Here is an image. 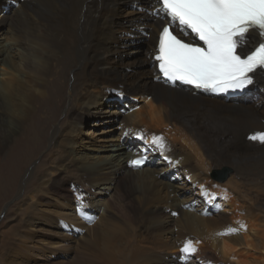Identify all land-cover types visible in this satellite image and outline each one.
<instances>
[{"label": "bare ground", "instance_id": "1", "mask_svg": "<svg viewBox=\"0 0 264 264\" xmlns=\"http://www.w3.org/2000/svg\"><path fill=\"white\" fill-rule=\"evenodd\" d=\"M3 1L15 7L14 17L7 10L2 18L3 21L8 17L17 22L19 36L7 42L0 40V73L3 75L0 82V198L16 193L18 180L24 179V171L29 170L31 161L43 152L49 142L51 154L45 155L48 156L46 161L38 165L33 181L27 187L28 193L41 192L36 196L37 203L31 205L48 212L50 206L58 204L57 212L71 223H56V226L66 227L69 237L73 235L72 227L77 234L83 233V248H90L89 251L80 250L76 258L73 256L75 261L61 264H184V259L189 264H199L198 258L203 260L200 261L203 264H223L226 260L230 264H264V219L257 221L264 213V144L249 139L253 133L264 131V72L256 73L251 90L229 101L202 94L187 83L167 84L158 74L154 55L158 33L168 18L162 13L160 16L154 14L153 8L158 7L155 0ZM23 14L26 15L19 21ZM1 21L3 34L8 25ZM139 39L147 43L145 56L134 62V66L122 67L118 54L120 47L123 50ZM261 39L255 31L251 32L239 51H243L245 46L258 44ZM61 63L64 64L65 78L70 80L69 73L72 74L71 89L66 95L61 84L51 80L56 77L53 75ZM49 82L52 86L49 91L46 89L48 95L40 102L39 86ZM113 85L120 94L140 98L144 102L130 114L133 127L128 133L135 138L150 137L151 141L153 135L163 136L167 147L159 151L167 157L166 160H175L174 171L194 181L192 185L199 188L197 193L202 194L206 204H226L232 208L230 216L220 215L218 219L195 213H186L182 217L187 229L190 228L197 237L191 238L197 248L193 254L185 257L181 251L175 250L184 246L186 239L183 237L160 245L173 251L174 257L160 253L151 257L136 246L132 247V256L121 259L119 246L127 231L133 230L132 225L136 228L130 232L135 235L138 229L144 237L142 241L153 243L155 236L163 234L168 222H160L159 216L168 209L159 208L156 203L171 204L173 187L156 178V170L130 166L128 154L121 162H102L94 164L93 168L85 166L68 149L72 143L68 134L55 125L60 111L65 113L62 126L69 131L96 113L99 116L106 114L103 122L98 124L117 121L118 112L108 108L107 103ZM98 105L103 106L97 112L92 107ZM37 109H45L44 116L34 117ZM175 140L185 143L181 148L186 152H176ZM131 146L127 143V153L152 156L153 150L145 145L139 149ZM47 163L49 166L57 163V167L65 166L70 173L73 171V181L60 178L59 174L51 177L42 172ZM229 164L237 172L234 177H229L228 182L238 190V194L231 196L226 193L228 183L215 181L204 168ZM103 181L110 183L107 194L116 184L138 183L139 186H130L120 197L115 195V201L110 202L115 212L107 206L99 208L95 205L101 199L97 198L99 195L93 185ZM147 187L156 191L151 194ZM253 191L256 193L252 194ZM78 197H84L83 203ZM223 197L226 198L224 202L218 201ZM85 205H93V215L75 213ZM236 208H240L245 220L235 213ZM182 212L184 209L180 206L174 210L176 215ZM37 216L34 214L41 223L50 221L47 217ZM124 218L130 221L126 222ZM229 229L238 231L228 233ZM64 235L58 237L60 242L53 247L57 246L61 251L67 248L71 253L72 244L66 243ZM244 242L247 246L240 245ZM156 243L161 242L157 239ZM93 249L98 251L93 253ZM252 249L261 254L249 255ZM234 252L239 255L232 257ZM243 256L245 259L239 258ZM65 257L72 256L67 253Z\"/></svg>", "mask_w": 264, "mask_h": 264}, {"label": "rangeland", "instance_id": "2", "mask_svg": "<svg viewBox=\"0 0 264 264\" xmlns=\"http://www.w3.org/2000/svg\"><path fill=\"white\" fill-rule=\"evenodd\" d=\"M1 3H2V8H0V21L1 20L3 21L2 16L5 14V12H7V10L9 11V15L13 13V17H14L15 14L13 12V9L15 7L12 8L8 3H5L3 0H1ZM20 11L21 10H19V12ZM26 14L21 15L18 18L19 21L20 19H22V16ZM3 22L7 23L8 27L3 31V34L0 31L1 41L3 40L4 42H7L12 40L11 38L13 37L16 38L17 36H19L18 33L19 31L16 26L18 25L17 22H13L12 19L8 17ZM11 25H15V26H11ZM148 37H150V35H148ZM7 45L9 46L10 43H8ZM146 47H147V43L140 39L137 41H133L132 43H129L127 47L123 50L120 47V52L118 54H119L121 66L122 67L134 66L133 65L134 62H138L140 59H143V57L145 56L144 50ZM59 66L56 67V72L57 71L58 72L57 73L55 72L53 75L56 77H52L51 80L53 79L54 81H58L59 84H61V90L63 91L64 95H66L67 93H69L70 91L69 89H71L72 74L70 75L69 73L70 80L68 78H65V74L63 71L64 64L61 63V65ZM2 77L3 75L0 73V82L2 80ZM50 82L49 84H45L46 86L45 85L39 86L38 90L41 92L40 102L48 95L46 89L47 91H49V89L51 88L52 85L50 84ZM110 88L112 90L109 92L110 94L107 97V103L109 104L108 108L115 109L118 112L119 118L117 121L112 120L111 122L106 124H98L99 122H103L104 118L106 117V114L99 116L96 113L93 116L86 117L82 122V124H80L81 126H78L75 129L69 131V129L67 130L65 129V127L62 126V123L64 124L65 121V116H64L65 113L60 111V113L57 115V121L55 125H57L59 128L62 127L65 133L68 134L67 136H69L72 142L71 144H69L68 149L72 152L73 156L81 159V162H83L85 166H90L92 168L94 164L97 165L99 163L109 162V161L117 162V160L121 162L122 160H124V156H126L127 154L130 155V153H127L129 150L127 148V143L131 144L132 145L131 147L133 149L134 148L139 149L141 146L145 145L151 148V150H153L152 156H150V158H152L153 161L152 162L150 161L143 168H140V170H152L153 172L154 170H156V172L154 173L156 178L163 179V181L167 182L169 185H172L173 187L172 190L174 192L170 191L171 193L174 194L171 195L172 196V198L170 199L171 204L162 205L160 203H156L157 207L160 208L163 206V208L168 209L167 211H165L164 214L159 216L160 222H164V223L168 222V227L164 230L163 234L161 235L158 234L157 236H155L152 239L153 243H151L145 240L142 241L144 237L141 236V234L138 232V229H136L137 230L135 233L136 236L134 235V232H130L133 231L134 228H136V225L135 226L132 225L133 230L127 231L125 238H123V242L119 246L121 250L118 253H120V258L124 259L125 257L132 256L133 254L132 247L137 246L138 250L140 249L145 253H149L151 257L158 255V253L163 255H170V257H174L175 254H173V251H171L169 248H162L160 245H163L162 242L173 243L178 238L183 239L184 237L186 239V236L187 237L189 236L187 234L193 233L191 232L190 228L187 229L186 227L187 223L185 226L182 220V217L186 213L188 214L195 213L198 214L199 216L201 215L207 218L213 216L216 217V219H218L220 215L226 214V216H230L232 208L230 205L227 206L226 204L222 205L223 207H225L224 209H221L222 206H218L214 204L213 205L206 204V202L202 199V194L197 193L199 191V188L195 185H192L194 181L190 180V178H188L187 176L178 174L176 170L174 171L173 164L174 166H176L174 162L175 160H166L165 156L161 155L159 149H157V147L152 143V141L149 140L146 136H143V139L141 138L142 136L135 138L132 134L128 133L131 127H133L132 122L130 121V114L133 112L134 108L143 105L144 102L140 98H135L131 96L128 97V96H124L126 94H120L119 89L114 85ZM110 105L113 107H110ZM101 106L103 105L94 106L92 108L93 110H96L98 112L99 109L101 110ZM44 110L37 109L36 114L35 113L33 114L34 117L40 118L44 116ZM94 123L97 124L94 125ZM174 142L177 145V146L175 145L177 153L186 152L185 149L181 148L182 145H185L183 141L181 142L179 140H175ZM49 152L51 154V146L50 143L48 142L43 152L36 159L31 161V164L28 166L29 170L24 171L23 173L24 179L21 180L22 178L21 177L18 180L17 182L18 189L16 193H14L11 196H5L4 198H0V264H61L62 262H68L73 260L75 261L76 255L80 253V250L89 251L90 249L87 247L83 248L84 239L81 237L83 233L77 234L74 231L75 228L72 227L71 231L73 230V233L71 234L73 235H70L72 237H69L68 234H66V227L60 228L59 226H56V223H58V225H60L59 223H64V222L65 224L71 223V221L66 222L65 218L57 212L56 209L59 210V207L57 206L58 204L50 207L48 206L49 207L48 212L39 210L36 205H31L37 203L36 196L40 195L41 192L33 191L31 193L30 192L28 193L26 192L27 187L30 184V182L33 181L34 172L37 169L38 165L46 161V158L50 155ZM47 154L48 156H45ZM56 164L49 166L47 163L46 167L42 170V172H46L51 177H55L59 174L60 178L70 179L71 181H73L74 179V175L72 174L73 171L70 173L69 169L66 168L65 166L57 167ZM51 168H53L55 171H52ZM204 168H206L205 172L211 178H212V173L215 169L223 170L224 168H231L232 176L231 175L230 176L234 177L237 174L236 170L231 166V164L222 165V166L211 165L209 167H204ZM161 172L172 175L167 176L166 174L165 175L161 174ZM180 177H183V180H181ZM229 180L230 179L228 178L227 181L223 182L225 184L228 183L227 192H226L227 195L231 196L233 193H234L233 195L238 194L237 188H233L235 186L230 184V182H228ZM132 185L139 186L138 183L128 184L125 182L122 185L116 184L114 186V189L109 191V193L107 194L106 192L109 190L110 187L109 182L103 181L99 183H94L93 187L95 188L96 193L99 195L97 198L101 199L100 200L101 202L97 201L95 205L99 206V208H104L105 206H107V208H109L110 211L116 212L115 207L113 208L110 202L115 201V195H118L120 197V195H122L127 190H129V187ZM147 190L151 194L156 191L151 187H147ZM256 191H253L251 193L255 194ZM223 195L225 196V194ZM49 197L50 196H48V198ZM225 199L226 198L223 197L220 200L218 199V201L224 202ZM91 206L93 205H85L84 207L79 208L78 211L75 210V213L78 212L79 215L80 214L82 215L86 212L93 215L91 213L92 210ZM179 206L184 209V212L176 215V213H174V210L177 209ZM44 207L45 205H43V209ZM239 209L240 208H236L235 213L239 214L241 220H245L243 213ZM262 209L264 211V207ZM34 214H38L39 216V217L37 216L38 218L47 217L48 221L50 220L51 222L50 221L49 223L44 222L49 225L41 223L34 217ZM261 214L262 216H260L259 219H257V221H261L264 219L263 216L264 213ZM124 219H125L124 221L126 222L130 221L128 219L126 220V218ZM81 220L83 221V219ZM62 234H65L64 236L66 237L67 240L66 243L72 244L71 245V247L73 248L72 249L73 252H71L72 254L69 252L67 248H64L63 251H61L60 249H58L59 247L57 246L53 247L54 244H59L58 242H60V240L58 239V237L61 236ZM137 234H139V236ZM119 236L122 238L121 232ZM193 237L194 236H192V238ZM194 238L197 239L196 235ZM79 239L81 241H79ZM157 239L161 243L159 244L156 243ZM76 245H78V247H76ZM240 245L247 246V243L245 242L240 243ZM71 247L69 246L68 248ZM147 247H150V249H148ZM181 248L182 247H179L177 249L175 248V250L181 251ZM97 251L98 249L92 250L93 253ZM242 252L244 251L242 250ZM67 253H69L70 256L72 257L66 258L65 256ZM121 253H122V257H121ZM248 254L258 255L261 253H255L253 250L252 252H248ZM235 255L237 256L239 255V253L234 252V254H232L231 256L235 257ZM73 256L75 257L74 259ZM245 257L246 256L239 258L245 259ZM197 261L199 262V264H203L202 262H200L203 261L200 258H198ZM229 262L230 261L226 260L225 262H223V264H230ZM168 263L172 264V262H168ZM183 263L189 264L188 260L186 259L183 260ZM122 264H128V262L127 263L123 262ZM130 264H138V263L134 262Z\"/></svg>", "mask_w": 264, "mask_h": 264}, {"label": "snow or ice", "instance_id": "3", "mask_svg": "<svg viewBox=\"0 0 264 264\" xmlns=\"http://www.w3.org/2000/svg\"><path fill=\"white\" fill-rule=\"evenodd\" d=\"M155 2L158 7L153 8L154 14L162 13L168 22L158 33L154 59L168 80L213 92H227L243 90L253 83V74L258 69L264 70V0ZM186 30L198 40L186 42ZM253 31L262 38L261 42L250 52L239 51ZM198 41L203 42V46ZM249 139L264 144V131L253 133ZM152 143L159 150L167 147L163 136L153 135ZM146 158L138 156L130 164L139 168ZM78 199L83 203L81 197ZM237 231L229 229L228 233ZM196 251L191 239L181 248L185 257Z\"/></svg>", "mask_w": 264, "mask_h": 264}, {"label": "water", "instance_id": "4", "mask_svg": "<svg viewBox=\"0 0 264 264\" xmlns=\"http://www.w3.org/2000/svg\"><path fill=\"white\" fill-rule=\"evenodd\" d=\"M212 175L215 180H219V181H224L228 177V174L217 170H214Z\"/></svg>", "mask_w": 264, "mask_h": 264}, {"label": "clouds", "instance_id": "5", "mask_svg": "<svg viewBox=\"0 0 264 264\" xmlns=\"http://www.w3.org/2000/svg\"><path fill=\"white\" fill-rule=\"evenodd\" d=\"M192 239H194V238H192Z\"/></svg>", "mask_w": 264, "mask_h": 264}]
</instances>
